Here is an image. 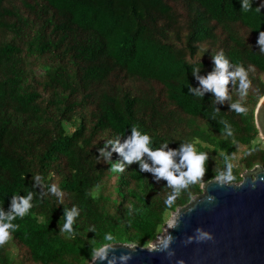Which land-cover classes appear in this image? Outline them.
<instances>
[{
  "label": "trees",
  "instance_id": "obj_1",
  "mask_svg": "<svg viewBox=\"0 0 264 264\" xmlns=\"http://www.w3.org/2000/svg\"><path fill=\"white\" fill-rule=\"evenodd\" d=\"M248 4L0 0V222L8 223L14 195L33 193L29 212L12 221L18 227L0 247V264H88L92 248L105 243L147 246L165 214L190 202L204 183L239 182L256 164L264 168L255 122L264 96V7L256 8L264 0ZM220 53L229 73L237 66L247 73L246 96L237 78L218 100L192 74L213 72ZM237 102L244 112L232 110ZM133 127L150 137L152 150L193 144L207 155L204 175L170 206L172 189L141 172L139 162L112 170L124 162L113 144L119 138L123 145ZM108 141L102 156L98 149ZM174 160L180 163L178 155ZM74 208L73 231L61 233L65 209Z\"/></svg>",
  "mask_w": 264,
  "mask_h": 264
},
{
  "label": "water",
  "instance_id": "obj_2",
  "mask_svg": "<svg viewBox=\"0 0 264 264\" xmlns=\"http://www.w3.org/2000/svg\"><path fill=\"white\" fill-rule=\"evenodd\" d=\"M262 99L255 122L264 136ZM202 189L179 207L158 243L149 247L110 243L107 259L88 264H264L263 166L246 170L239 182L214 178Z\"/></svg>",
  "mask_w": 264,
  "mask_h": 264
},
{
  "label": "clouds",
  "instance_id": "obj_3",
  "mask_svg": "<svg viewBox=\"0 0 264 264\" xmlns=\"http://www.w3.org/2000/svg\"><path fill=\"white\" fill-rule=\"evenodd\" d=\"M260 7L256 8V11H261ZM242 10L249 9L248 0H242ZM258 44L260 45L261 53H264V31L259 33ZM215 64V70L209 73L206 77H201L199 75V70H193L192 74L196 76L199 80V83L204 91H210L215 94L218 100H223L227 98L228 85L230 81H234L239 78L240 81V96L244 97L247 95V89L250 86V83L247 79V73L243 67L237 66L235 72L229 73L228 67L229 62L224 58L223 53L217 54L213 57ZM190 93H194L197 96H203V92L197 89H189ZM232 110L237 113H242L245 109L237 103L231 105ZM131 137L125 140L123 145L119 144V138L113 144V141H108L105 143L104 148L98 149L101 155H106V149L109 144H113V151L119 153L124 158V162H118L113 164V171H123L124 165H132L134 162L140 163L141 172H151L153 173L156 181L163 179L167 182V187L172 189L173 194L168 197L165 201L167 205L175 200L176 196L186 188L187 186L197 182L199 178L204 175V164L207 160V155L205 153H197L193 144H181L180 149L178 150H168L165 151L163 148H157L152 150L149 147L150 137L148 135H141L136 127L131 129ZM167 148V145L164 146ZM127 149V151H125ZM147 155L149 159L153 162L155 167H150L148 163L144 162V156ZM180 157V163L177 164L174 160L175 156ZM185 168L186 171L181 172V168ZM231 164L228 165L229 175L227 179L230 181L231 176ZM179 172V175L176 173ZM36 181L40 180V176L37 175L34 177ZM52 192L57 191L55 185L51 188ZM33 199V193L29 192L26 197L22 196H13L12 197V208L11 212L7 216L8 223L0 222V247H3L10 239L11 232L16 230L18 227L12 223L17 217L23 218L31 209L32 204L31 200ZM75 208L72 212H68L65 209V216L61 220L66 221L63 224V227L60 228L61 233L73 231L72 224L75 216ZM3 210H0V217H3ZM199 231V230H198ZM106 240H112V236L108 235L105 237ZM112 247L110 244L105 243L103 246H98L92 248L91 250V261L97 259H107L108 248ZM128 257H124L127 259ZM109 264H113V261H109Z\"/></svg>",
  "mask_w": 264,
  "mask_h": 264
},
{
  "label": "rangeland",
  "instance_id": "obj_4",
  "mask_svg": "<svg viewBox=\"0 0 264 264\" xmlns=\"http://www.w3.org/2000/svg\"><path fill=\"white\" fill-rule=\"evenodd\" d=\"M263 100L264 99H262V101ZM258 129H259V133H258L257 141H259L260 143H262L264 145V136L261 134L260 128H258ZM242 175H243V173H242ZM178 209H176L175 211H169V212H167L165 214V222H164V224L162 226L161 232L158 234L157 238L154 241H152L151 243H149L146 247L153 246L154 244L158 243L166 235L169 227L171 226V224L173 223V221H174V219L176 217ZM130 245H133V244H130Z\"/></svg>",
  "mask_w": 264,
  "mask_h": 264
}]
</instances>
